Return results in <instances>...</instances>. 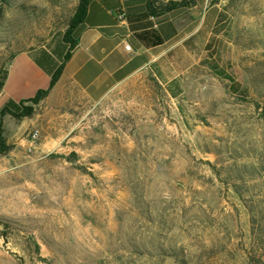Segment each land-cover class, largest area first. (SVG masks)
I'll list each match as a JSON object with an SVG mask.
<instances>
[{
  "label": "rangeland",
  "instance_id": "rangeland-1",
  "mask_svg": "<svg viewBox=\"0 0 264 264\" xmlns=\"http://www.w3.org/2000/svg\"><path fill=\"white\" fill-rule=\"evenodd\" d=\"M77 4L0 2V79ZM222 6L217 70L202 63L175 87L145 72L97 104L77 95L49 154L40 137L10 143L0 264H264V0Z\"/></svg>",
  "mask_w": 264,
  "mask_h": 264
},
{
  "label": "crops",
  "instance_id": "crops-1",
  "mask_svg": "<svg viewBox=\"0 0 264 264\" xmlns=\"http://www.w3.org/2000/svg\"><path fill=\"white\" fill-rule=\"evenodd\" d=\"M187 1L189 5L155 18L147 10L149 0H93L84 21L73 31L74 47L63 32L18 53L8 65L0 90V136L25 147L29 143L26 131L32 126L40 132L38 151L49 154L50 125L56 127L62 117L70 116L65 108L77 95L100 103L145 72L160 84H180L185 73L212 59L209 46L222 41L224 32L218 30L228 20L224 0ZM60 67L61 76L51 87ZM39 91L48 95L32 105L28 100ZM24 106L32 107L33 114L17 120L14 114L22 113Z\"/></svg>",
  "mask_w": 264,
  "mask_h": 264
},
{
  "label": "trees",
  "instance_id": "trees-1",
  "mask_svg": "<svg viewBox=\"0 0 264 264\" xmlns=\"http://www.w3.org/2000/svg\"><path fill=\"white\" fill-rule=\"evenodd\" d=\"M51 2H56L58 0H50ZM93 0H78L77 6L74 8L71 16L69 17V20L67 22V29L64 32V37L67 43L71 45V47H74L77 44V41L73 39V31L84 21L88 6ZM1 6H7L9 3V0H0ZM191 1L187 0H181L179 2H174L172 0H168L166 2L162 0H149L147 4V10L150 13L151 16L157 18L160 16H163L167 13H170L171 11H174L180 7L187 6L190 4ZM2 9V8H1ZM0 11V15H1ZM226 25L221 27L220 30L222 32H226ZM211 45L209 46V49H211ZM214 47V46H213ZM213 54V53H212ZM209 55L210 57L212 56ZM214 55V54H213ZM15 57V55L12 57V59ZM70 57V54L68 53L65 57V60L67 61ZM204 63H207L208 65L211 64V67L215 70H217V65L214 59H208L204 61ZM228 67V64L227 66ZM2 76L0 79V90L2 89L3 83L6 80L7 77V71L1 70ZM62 73V67H60L57 72L54 74L51 82V87H53L57 81L59 80ZM233 90H236V87H232ZM48 95V91H39L36 96L28 102H30L32 105H36L40 103L43 99H45ZM33 114V108L32 107H23L22 113L20 114H14V117L19 120L24 117H30ZM13 149V145L10 143H7V141L0 136V155H6Z\"/></svg>",
  "mask_w": 264,
  "mask_h": 264
},
{
  "label": "built area",
  "instance_id": "built-area-1",
  "mask_svg": "<svg viewBox=\"0 0 264 264\" xmlns=\"http://www.w3.org/2000/svg\"><path fill=\"white\" fill-rule=\"evenodd\" d=\"M124 16H125V14L122 13V14H121V17H124ZM126 49L129 50V49H130V46L127 45V46H126ZM39 137H40V132H39V130H37V129L33 130V131L29 134V136H28V140H29V142H30L29 150H31V149L34 147V144H36V142L38 141Z\"/></svg>",
  "mask_w": 264,
  "mask_h": 264
},
{
  "label": "water",
  "instance_id": "water-1",
  "mask_svg": "<svg viewBox=\"0 0 264 264\" xmlns=\"http://www.w3.org/2000/svg\"><path fill=\"white\" fill-rule=\"evenodd\" d=\"M199 14H200L199 12H194L193 13L194 16H199Z\"/></svg>",
  "mask_w": 264,
  "mask_h": 264
}]
</instances>
